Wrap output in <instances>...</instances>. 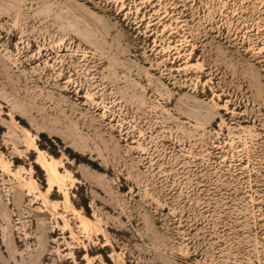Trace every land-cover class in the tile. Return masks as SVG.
<instances>
[{
    "label": "rangeland",
    "instance_id": "1",
    "mask_svg": "<svg viewBox=\"0 0 264 264\" xmlns=\"http://www.w3.org/2000/svg\"><path fill=\"white\" fill-rule=\"evenodd\" d=\"M0 264H264V0H0Z\"/></svg>",
    "mask_w": 264,
    "mask_h": 264
},
{
    "label": "bare ground",
    "instance_id": "2",
    "mask_svg": "<svg viewBox=\"0 0 264 264\" xmlns=\"http://www.w3.org/2000/svg\"><path fill=\"white\" fill-rule=\"evenodd\" d=\"M55 167V166H54Z\"/></svg>",
    "mask_w": 264,
    "mask_h": 264
}]
</instances>
